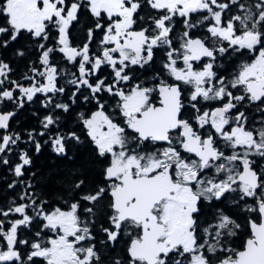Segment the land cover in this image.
Returning <instances> with one entry per match:
<instances>
[{"label":"snow or ice","instance_id":"obj_1","mask_svg":"<svg viewBox=\"0 0 264 264\" xmlns=\"http://www.w3.org/2000/svg\"><path fill=\"white\" fill-rule=\"evenodd\" d=\"M145 5L155 14L140 15ZM82 11L95 23L85 42L74 45L70 29ZM176 18L184 26L178 46ZM0 21V35L11 41L22 32L55 41L38 43L43 71L32 67L35 75L25 74L35 81L28 87L11 80L12 68L0 59V106L23 108L43 94L49 114L42 131L28 132V142L39 152L36 136L48 135L54 152L67 156L69 142L83 140L75 130L59 132L60 113L80 97L95 102L96 110L80 112L78 122L104 163L103 184L80 194L84 181H78L66 208L27 190L20 203L0 208V264H104L100 249L124 235L126 260L112 264H264V122L253 127L246 114L250 106L264 113V0H0ZM57 51L74 71L58 68ZM157 51L165 56L161 71L138 78L136 68L154 63ZM233 53L247 58L228 76L218 61ZM63 75L70 88L58 85ZM66 91L67 103L57 99ZM15 115L0 111L5 166L21 142L9 131ZM18 160L12 170L23 177L32 160L27 151ZM105 200L107 226L97 225ZM238 210L248 214L243 223ZM34 223L39 230L22 239Z\"/></svg>","mask_w":264,"mask_h":264},{"label":"trees","instance_id":"obj_2","mask_svg":"<svg viewBox=\"0 0 264 264\" xmlns=\"http://www.w3.org/2000/svg\"><path fill=\"white\" fill-rule=\"evenodd\" d=\"M92 20L91 15L89 16L87 11L79 13V23H74L72 27L73 33L79 36L83 34L87 28L94 25ZM0 23H2V21H0ZM4 41H8V46L7 48L0 47V59L10 65L12 68L10 75L13 78L22 80L25 74H33L30 71L32 67H40L38 57L42 50L38 48V43L47 44V42L37 41L26 32H22L16 41H11L8 35H0V44ZM18 51H22L24 55H18ZM61 57V54L54 57L55 60L61 59L63 61L61 63V68L66 72L74 71L71 62L63 60ZM67 79V76H61L63 82ZM24 81V84L27 85L31 83L29 80ZM63 82L61 86H65L66 88L71 87ZM70 94V91H66L63 96H58L57 99L67 103ZM85 95H87V92H85ZM43 100V94H38L34 98V101L25 102L24 107L19 109H17L13 103L6 102L5 110L16 111V115L10 122V131L19 133L21 142L18 147L9 154L8 158L10 164L7 166L0 164V208L6 209L12 206L13 202L17 204L20 203L21 201L19 198L25 190L28 191L29 195H34L47 201L50 206L66 208L64 201H68L69 203L72 202L74 186L78 181H84V185L78 190L80 194L92 191L97 185L103 184V176L101 173L104 168V163L96 155L95 149L91 143L84 138V131L78 122L80 112L87 114L91 111H95L96 107H89L88 109L87 103L80 97L72 104L69 113H60L59 132L67 133L69 130H75L83 140V143L79 145H74L69 142L70 150L68 151V155L61 156L54 152L48 135L43 137L39 135L36 136V139L41 143V150L39 152H36L34 146L28 142V132L32 131L38 133L42 131L43 128L40 121L45 115L49 114V110L42 107ZM92 104H95V102H92ZM56 131L57 129H52L53 134H55ZM45 140H48V143H45ZM21 151L28 152L32 163L24 169L23 177H16L12 168L14 164L19 163L18 154ZM12 184L15 186L9 187V185ZM29 185H31L30 188L28 187ZM76 198L78 199V197ZM81 203L82 211L83 207L86 205H84L83 202ZM108 212L107 201L105 200L101 204L100 212H98L97 215V225L103 224L107 226L106 215ZM15 218L16 217H10L9 219ZM38 230L39 223H34L31 230L25 231L24 234L21 235V238L32 239L33 233ZM103 237V233L97 231V239H104ZM20 247L23 249L25 246L21 245ZM100 251L102 256L104 253L108 255L110 259L113 258L114 255H118L116 247L112 248L110 245L101 248Z\"/></svg>","mask_w":264,"mask_h":264},{"label":"flooded vegetation","instance_id":"obj_3","mask_svg":"<svg viewBox=\"0 0 264 264\" xmlns=\"http://www.w3.org/2000/svg\"><path fill=\"white\" fill-rule=\"evenodd\" d=\"M224 2H227V0H224ZM241 3H245V4H251L253 2H255V0H240ZM236 9L233 8V12H235ZM89 13V12H88ZM147 14H155V11L154 10H151L150 8H148L146 5L142 8L141 12H140V15H147ZM89 16H90V13H89ZM92 17V16H91ZM88 18V17H87ZM198 18V16L196 14L193 15V20L195 21L196 19ZM92 21H93V24L95 23V20L94 18L92 17ZM174 35H173V40H174V46H178V40H179V37L182 35V32L184 30V26H183V23L181 21V19L179 18H176L175 21H174ZM194 35H200L201 34V31L200 30H194L193 32ZM53 35H55V31L53 32ZM70 35H71V38H72V42L74 45H80L82 44L83 42H85V38H86V31L81 34L80 36L79 35H75L73 33V29L71 28L70 29ZM96 35V40L98 41L100 36L102 35V33L100 31H97L95 33ZM78 37V38H76ZM76 38V39H75ZM55 43L54 39H52L50 37V39L47 41V44L48 46H53ZM91 47L93 48V51H98V47L96 45V41L93 42V45H91ZM61 54L63 58V60H66V58L64 57V54L63 53H59L58 51L54 54V57L56 55H59ZM247 57H241L239 59H237L236 57V54L233 53L231 56L229 57H226V58H221L219 61H218V64L220 65V68H221V72L225 75H228L230 76L231 73H234L236 71V68L238 67V65L242 62V60L246 59ZM63 61L61 59H57L55 60L54 59V63L57 64L58 68L63 71V72H66L65 70H63L61 68V63ZM165 62V56H164V53L163 51H157L155 53V60H154V63L150 64L149 66H146L144 69H140L139 67L136 68V71H135V75L140 78V79H145V80H151L152 76L158 72L161 71V68H162V64ZM182 66V64L180 65ZM41 71H43V68L40 66L39 67ZM227 70V71H225ZM104 75H108V70H105V72L103 73ZM32 75H35L34 73ZM63 76H66V75H63ZM10 79L11 80H14V81H18L21 85H23L24 87H27V84H24V80H27V79H18V78H13L11 75H10ZM37 79H41V77L37 76ZM62 80H61V76L58 78V85H62ZM63 83H66L63 82ZM5 88H9V87H14V85H10V84H5L4 85ZM19 95V93H17ZM111 103V101H109ZM87 107L89 109V107H96L95 104H88L87 103ZM6 108V103L2 106H0V111H3V112H7V110H5ZM96 110V109H95ZM191 114V113H189ZM246 114L248 115L249 117V122L250 124L253 126V127H259L261 125V122H264V113H261L260 109L259 108H256L255 106H250L249 110H247ZM11 122V120H10ZM2 131V130H0ZM9 131H10V128H9ZM84 138H86L88 140V138L86 136H84ZM89 141V140H88ZM240 212V222L243 223L244 222V217L246 215H248L247 213L243 212L242 210H238ZM246 237V232L242 234V238ZM104 238V237H103ZM128 242H129V238L127 235H124L122 236V238L118 241V243H116L115 245H110V247L112 248H115L116 247V250L118 251V255H114L113 258L110 259V257L106 254L103 253V257H105V261H104V264H112V262L116 259H120L121 261H125L126 260V256H127V252H126V249H127V245H128ZM242 242L241 239H237L236 240V245H239L240 243Z\"/></svg>","mask_w":264,"mask_h":264},{"label":"rangeland","instance_id":"obj_4","mask_svg":"<svg viewBox=\"0 0 264 264\" xmlns=\"http://www.w3.org/2000/svg\"><path fill=\"white\" fill-rule=\"evenodd\" d=\"M38 80H41V81H43V78L41 77V79H38ZM43 82H46V81H43ZM31 83H35V81H32ZM31 83H30L29 85H27V87H28V86H30V85H31Z\"/></svg>","mask_w":264,"mask_h":264}]
</instances>
